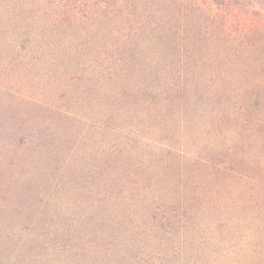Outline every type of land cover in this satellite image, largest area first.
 Segmentation results:
<instances>
[{
    "label": "trees",
    "instance_id": "1",
    "mask_svg": "<svg viewBox=\"0 0 264 264\" xmlns=\"http://www.w3.org/2000/svg\"><path fill=\"white\" fill-rule=\"evenodd\" d=\"M17 64L54 98L17 99L95 129L100 157L55 185L52 224L6 235L9 264H264V0H0V72Z\"/></svg>",
    "mask_w": 264,
    "mask_h": 264
},
{
    "label": "rangeland",
    "instance_id": "2",
    "mask_svg": "<svg viewBox=\"0 0 264 264\" xmlns=\"http://www.w3.org/2000/svg\"><path fill=\"white\" fill-rule=\"evenodd\" d=\"M40 74L39 69L24 71L20 64L0 72V80L11 77L14 80L0 91V264H9L11 258L25 251L16 240L7 241L6 235L31 230L41 233L47 228L44 223L52 224L60 213L53 207L57 195L55 185L71 187L76 182L87 184L92 179L88 171L100 157V135L95 129L86 125L84 140L80 141L83 135L78 137L75 130L82 131L83 124L74 128L72 123L63 128L55 124L52 113L36 117L38 109L29 105L26 107L27 104L20 100L21 96L17 95L20 98L17 99L14 95L15 91L40 95L50 103L54 98L47 93L52 88L49 82L40 80L36 84H24L26 78L37 80ZM24 109L33 110V115H23ZM86 115L89 116L90 112ZM26 128L48 136L43 153L34 148L25 150L14 144ZM77 140L78 152L71 157L70 147ZM70 157L73 161L71 166L66 167ZM51 195L54 198H49ZM39 250L37 248L38 253ZM29 251L34 252L33 249Z\"/></svg>",
    "mask_w": 264,
    "mask_h": 264
}]
</instances>
